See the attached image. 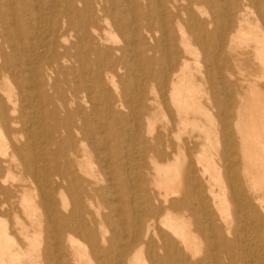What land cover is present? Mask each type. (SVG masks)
I'll return each instance as SVG.
<instances>
[{
    "label": "bare ground",
    "instance_id": "1",
    "mask_svg": "<svg viewBox=\"0 0 264 264\" xmlns=\"http://www.w3.org/2000/svg\"><path fill=\"white\" fill-rule=\"evenodd\" d=\"M0 264H264V0H0Z\"/></svg>",
    "mask_w": 264,
    "mask_h": 264
}]
</instances>
